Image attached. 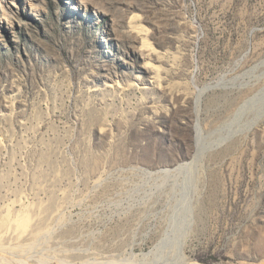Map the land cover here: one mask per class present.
Masks as SVG:
<instances>
[{
    "label": "rangeland",
    "instance_id": "rangeland-1",
    "mask_svg": "<svg viewBox=\"0 0 264 264\" xmlns=\"http://www.w3.org/2000/svg\"><path fill=\"white\" fill-rule=\"evenodd\" d=\"M157 263L264 264V0H0V264Z\"/></svg>",
    "mask_w": 264,
    "mask_h": 264
},
{
    "label": "bare ground",
    "instance_id": "bare-ground-1",
    "mask_svg": "<svg viewBox=\"0 0 264 264\" xmlns=\"http://www.w3.org/2000/svg\"><path fill=\"white\" fill-rule=\"evenodd\" d=\"M144 48H145L146 52H148V56H153V57H155V55L153 54V50H152V49H150L147 45H145ZM252 126H253V125H252ZM223 140H224V139H223ZM223 140H222V141H223ZM164 174H165V173H164ZM189 223H190V222H189ZM186 226H187V225H186ZM46 233H47V232H46ZM44 235H45V234H44ZM42 237H44V236H42ZM39 239H40V238H39ZM39 239H37V240H39ZM37 242H38V241H36V244H37ZM34 244H35V243H34ZM36 244H35V245H36ZM32 245H33V244H32ZM32 245H29L28 248H29V247H32V248H33ZM35 245H34V246H35ZM181 250H182V249H181ZM25 251H26V250H25ZM23 252H24V250H23ZM157 264H158V263H157Z\"/></svg>",
    "mask_w": 264,
    "mask_h": 264
}]
</instances>
